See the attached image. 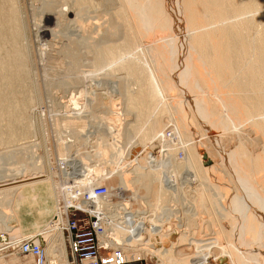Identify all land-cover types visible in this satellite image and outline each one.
Returning a JSON list of instances; mask_svg holds the SVG:
<instances>
[{
  "label": "bare ground",
  "instance_id": "obj_1",
  "mask_svg": "<svg viewBox=\"0 0 264 264\" xmlns=\"http://www.w3.org/2000/svg\"><path fill=\"white\" fill-rule=\"evenodd\" d=\"M20 4V0H0V144L42 132L41 123L31 115L33 92L19 88L30 77L27 23ZM72 4L69 16L83 22L90 33L78 29L61 35L54 30L48 44L51 47L57 37L69 46L73 68L81 71L74 79L84 87L103 74L98 86L103 91L95 92L103 110L94 109L93 114L108 116H96L90 123L77 112L60 125L75 124L68 135L76 144L69 143L68 149L82 172L98 159L94 154L101 155L109 171L103 181L114 180L104 184L106 193L98 195L94 190L101 182L94 185L93 177L82 179L76 173L60 205L54 167L42 138L39 145L45 160L37 158L43 163L40 168V163L20 168L19 160L17 167L7 166L0 176V232L14 231L13 223L29 216L42 219L44 228L52 219L54 234L43 227L31 234L24 226L16 230L42 245L43 259L32 252L5 250L31 256L37 264H69L68 210L74 205L98 216L99 236L106 247L108 240L101 235L111 225L114 231L117 228L116 241L152 242L148 247L170 264H264V0H73ZM50 6L44 9L53 12L56 6ZM57 13L58 22L67 15L63 10ZM111 117L120 121V127L112 123L114 119L109 121ZM96 139L103 140L96 144ZM113 140L126 144L127 154L116 153L124 163H112L110 155L103 158L105 145ZM180 150L182 158L177 155ZM145 181L146 195L141 200L134 188ZM193 183L199 189L187 194L192 195L187 199L183 190ZM84 191L90 196L85 198ZM127 200L146 215L131 216ZM195 200L209 223L218 226L229 252L204 245L190 232ZM124 202L125 208L116 209L111 219ZM224 220L232 230L224 227ZM243 227H248L247 232L239 233ZM43 233L48 247L40 237ZM173 235L177 241H172ZM155 236L169 245L156 246L150 241ZM117 250L122 257H136L123 247L113 252ZM71 254L73 258L72 250Z\"/></svg>",
  "mask_w": 264,
  "mask_h": 264
},
{
  "label": "rangeland",
  "instance_id": "obj_2",
  "mask_svg": "<svg viewBox=\"0 0 264 264\" xmlns=\"http://www.w3.org/2000/svg\"><path fill=\"white\" fill-rule=\"evenodd\" d=\"M20 2H21L20 5L23 7V14L25 16L24 17L25 23H27L26 24V32H27L28 36H26V38H27L26 43L29 46L27 55L30 59L29 65L27 67V72H29V70H30V73H29L30 77L28 79L27 85L21 86L19 88L23 89V91H24V89H27V90H31V92H33L32 94L35 96V100H34L33 105H32L31 115H32V117L34 116V118L37 119L36 120L37 123H39V124L41 123L42 132L43 131L44 132H43V136L41 135L42 132L40 131V133H41L40 134L38 131L37 134L19 139L16 142L4 143L5 145L0 144V176H3L5 174L4 171L7 168L17 167L19 165V160L21 161L20 164L22 165V166L19 165L20 168H23L25 166L30 167V168L32 166L34 168L35 166L37 167V165L39 163L40 164L38 165V168H40V165L43 164L41 162L45 160V153L43 151V146L41 148V146L39 145V144H42L41 141L43 138L44 141L46 142V147H47V151H48V153H47L48 162H51V167H54L53 168V170H54L53 178L55 179L54 182H55L56 186H58L57 191H59L58 196H59V203L61 205V203L64 204V198H65L64 191L66 188H68V186L71 183H73L75 181L74 179L76 177L75 176L76 173H78L80 175V177H82V179L84 178V176L87 178L93 177L94 178V180H93L94 185L99 183V182H101L102 184H105V183H108L109 181L114 180L112 178L107 177V181L106 182L103 181V180H105L103 174L104 173L109 174V171H108V167H106L107 164H105L101 161L102 160L100 157L101 155L94 154L95 157H98V159H95V160L92 159V156L90 157L88 155L87 156L88 159L93 160L92 164L95 163V167H92L93 165L90 164L89 165L90 167H86L87 168V169H85L86 171L83 170V172H82L81 169H83V168H81L80 164L76 163L77 161L74 160L73 154H71L72 150L69 151V149H68L70 147L69 143H72L74 145L76 144L75 139H72V137L70 136L71 134L68 135V132L72 133L74 131L73 129H74L75 124L73 125V123H72L73 127L67 126V125H65V127H64V125H60V124H62L61 123L62 120L69 122L70 120L68 117H71V116L75 117L79 112L81 114L80 115L78 114V116H80L83 120L89 119L88 121L90 123H91V121H94V119H92V118L97 119V117H98L96 115L97 113L93 114L94 113L93 110L95 109L94 111H99V113H100V112H102L103 109L99 105V102L97 101L98 104L96 102L98 97H96L97 95H95V92L96 91L97 92L103 91V90H100L98 88V86L100 85L99 80H101L103 78V74H100V76L97 77L98 80H94L93 82L88 81L86 84H84L85 85V87H84L81 82L77 83L75 80L81 71L73 68L74 62L72 61V58L68 56L69 46L66 45L63 41H61V42L58 41L57 37L52 41L54 43L52 45L53 47L52 46L50 47L48 44L49 34L51 32H53L54 30L59 31V33L61 35H64L65 33L74 32V31L76 33V31L78 29L81 30L80 31L81 33L83 32L82 34L90 33V30L89 29L87 30V28H89V27H86L83 22H76L73 17L69 16L73 12V8H72L73 7L72 6L73 0H48V1L47 0H20ZM69 2H71L72 5L71 4L69 5ZM63 4H64V6H63ZM65 4H67V5H65ZM50 5L54 6V7L56 6L54 8L53 12L52 11H46L44 9V7L46 9H48L49 8L48 6H50ZM68 6H69V8H68ZM44 10H45V12H44ZM57 10L58 11L63 10V12L65 14L67 12V15L62 17V20H60V22H58L59 14L57 13ZM45 14H47V15H45ZM64 19H66V20H64ZM70 25L73 27H71ZM63 26H64V28H63ZM45 43L48 45H44ZM107 69L109 70L110 68H107ZM107 69H106V71H107ZM103 71H105V70H103ZM123 74L124 73H116V75H118V76H124ZM92 87H93V89H92L93 91L91 90ZM82 89H85V90L82 91ZM97 89H99V90H97ZM112 98H113V96L109 97V99H112ZM92 99H93V101H92ZM85 107L87 108V110L85 109ZM82 109H85V110H82ZM87 113H88V115H87ZM89 114L91 115V119L88 118V117H90ZM104 115H102V117L108 116V115H105V116ZM102 117L100 116L98 118H102ZM109 119H110L109 120L110 122H112L114 119V122H112V123L115 124L116 127H120V126H118V124L121 125L119 120L115 121L114 117L113 118L111 117ZM39 120H40V122H39ZM60 126H62V127L60 128ZM60 131H61V133H60ZM169 131H168V134H170ZM98 132L104 133L103 130H98ZM102 133H101V135H103L104 138L107 137L106 136L107 133H105L106 135L102 134ZM61 135L64 136L65 138L63 137V139H62ZM68 136L71 137V139ZM113 138H114V136H112V135L109 136V139H113ZM99 139H96V144H99V142H101L103 140V139H101V141H100ZM107 142L108 141H106V143ZM35 143H36V145H35L36 147L34 146ZM103 143H104V141L101 143V145ZM124 143L125 142H121V144H120V141H118V140L114 141L113 144L119 145V147L115 146L111 143H107L105 146L107 147L106 149L108 151H110V153H108V151H106V149L104 148L103 151H105L104 155L106 157H104V155L102 154L103 158H106V160H107L109 155H110L109 158L112 160V163H114V162L124 163V160L122 161V159H121L122 157H119V155H116L117 151L122 152L121 154H123V155H125L124 153L127 154L126 144H124ZM32 145L34 146L35 149L33 148ZM116 148H117V150H116ZM118 148H120V149H118ZM25 150H27V151H25ZM31 150H33V151H31ZM123 150H125V152ZM33 153H34V156H33ZM84 153L85 152L80 153V155L78 157H82L83 155H85ZM163 155H165V154L163 153ZM177 155H178V157L182 158V157H184V152L182 150H180ZM94 156H93V158H94ZM41 157H42V159H41ZM17 158H18V160H17ZM37 158H39L41 162ZM71 160H73V161L71 162ZM67 161L69 163L71 162L70 163L71 166H70V164H69V166L67 165L68 164ZM22 162L25 164H22ZM73 162H75L77 165L75 163H74L75 164L74 165ZM207 162H208V159H207ZM14 163H17V165L15 164V166H14ZM32 164L35 166H33ZM11 165H13V166H11ZM7 166H9V167H7ZM78 166H79V168H78ZM91 167L94 168V170ZM103 167L104 168L106 167L105 170L103 169ZM100 168H102V169H100ZM97 171L100 173H97ZM101 171L103 173H101ZM65 172H66V174H65ZM89 175H92V176H89ZM145 178H149V176H146ZM162 178L166 179V176H163ZM144 180H146V179H144ZM144 184L147 185L146 181L143 182V184L141 182V184L136 185L139 187L136 188V186H135V188H134V192H135L134 195H137V193L140 192L137 195V197H138V199L140 197L141 200L146 195V191L144 190V187H145ZM195 184H197V185H195ZM192 187H194V188H192ZM186 188H184L183 193H185L184 195L187 196L186 197L187 199H189V197L194 195V193L196 192V191L193 192V190L199 189V185H198V183H193L192 185H188ZM196 188H198V189H196ZM145 189H147V188H145ZM189 190H190V192H189ZM187 194H192V195L190 196ZM196 194H198V193H196ZM139 195H141V196H139ZM108 196H110V194ZM132 196H133V194L130 195V197H132ZM167 197H169V196H167ZM132 198H133L132 200H134V196ZM128 199L130 200V198H128ZM199 200H197L198 202L195 200L197 203H194V201H193V204H195L194 208L196 207V210H194L195 211L194 217L192 215L193 221H192V219L190 220V223H192L191 224L192 226H189L190 232L193 235H195L199 239V241H201L204 245L211 247V248L212 247H215V248L218 247V248H221L223 251L229 252L228 245H227L225 238L220 233H218V232H220L219 228L217 229L218 226L215 225V223L210 224L209 223V217L205 218L204 213L202 212V209H200V207L198 205L201 202V200H200V202H199ZM128 202L129 201L127 200L126 204L128 206L130 205L129 207H127L130 215L132 213H133L132 215L139 214V213H141V214L144 213V215H146L145 210H139L137 207L136 208L139 211L137 209L135 210V207H134L135 205L133 203L131 204L130 202L129 203ZM124 205H125V202L122 204H119L120 207L117 206L115 208V210L111 214V219H113V216L115 215V211L117 212V210H119V208H123ZM131 207L134 208V211H132L133 209ZM164 208H168V206H165ZM197 208H199V209H197ZM113 209L114 208H112V210ZM130 210H131V212H130ZM165 210H167V209H165ZM119 211H121V210H119ZM134 212H136V213H134ZM78 213H80V212L78 211ZM201 213H203V214H201ZM69 216H70V218H72L71 219V221H72L74 218V215L71 214V211H70ZM147 216H148V214H147ZM206 219L208 220L209 224L207 223ZM52 222L53 221L51 219L50 224H47V226H45V228H44V226H42L43 225L42 219H40L39 217L33 218V217L27 216L22 221H19V222L16 221L13 223V225L16 228L14 231H12V232H0V237H5V235H7L11 240H17V239L26 237L28 235H22V236L20 235L19 236L17 234L18 232L16 231L17 229L23 228V226L28 230L29 234L40 231L41 227H43L44 230H49L51 234H54V231H52V225H51ZM84 224L87 227H91L87 223H84ZM223 225H224V227L226 226L225 228L227 230H232V227L230 229V225L227 221L224 220ZM215 226H217V227H215ZM110 227H111V225L110 226L108 225V227H107L108 231L106 230L107 234H105L106 237L104 235L100 234L102 236V239L108 240V247H106L104 245L105 247L102 248V252L104 254L111 253L113 251V249H120V247H123V248L127 249L126 253L130 254L131 252H133V255L136 257L142 258L144 260L145 264H170L171 263L170 261L165 262L164 260H162L161 257L157 256L156 252H153V249L151 247H148L152 242L147 243V245L146 244L140 245V244H136V242L129 244V243L116 241L115 237H114V233L117 230V228L114 231V228L113 227L110 228ZM109 228L113 231H110ZM166 228L164 227V229H166ZM246 228L248 229V227H243L241 230H239V233L247 232ZM125 230H127V229H125ZM125 230H123L122 233ZM216 230H217V232H216ZM15 231H16V233H15ZM166 231H168V230H166ZM126 233H127V231H125L123 234L126 235ZM42 236H40V237L43 239V243H44L45 247H48L49 240L46 239L44 233ZM177 237H178L177 235H173L171 238L172 241H177ZM150 241H154L156 246L161 247V248L163 246L169 245V243L164 245L165 243L158 236L152 237L150 239ZM0 244H2L1 238H0ZM244 244L245 243L243 242V245ZM243 245H241V247ZM67 247H68V255H69L68 256V263L72 264V262H71V258H72L71 249L69 246H67ZM241 247H239V248L242 249ZM242 253H243V255H245V251H242ZM191 254H190V256L195 255L194 251ZM228 256L224 257L226 261L229 260ZM214 257L216 258V256H214ZM215 258H213V259L215 260ZM0 264H37V262L31 256L23 255V254H20L18 252H15V251H9V250L6 251L5 248H1V250H0ZM55 264H57V263H55Z\"/></svg>",
  "mask_w": 264,
  "mask_h": 264
},
{
  "label": "built area",
  "instance_id": "obj_3",
  "mask_svg": "<svg viewBox=\"0 0 264 264\" xmlns=\"http://www.w3.org/2000/svg\"><path fill=\"white\" fill-rule=\"evenodd\" d=\"M106 192L107 187L104 184L96 186L94 190V194L98 195ZM83 196L87 198L90 194L84 191ZM70 211L74 215L72 221V218L69 216ZM98 222H100V219L90 210H82L74 205L69 206L68 229L70 235L69 246L73 253V258H71L72 264H145L144 260L140 257H122L119 250L104 254L102 248L107 245L101 242L98 232L101 229V225ZM84 223L89 224L91 227H87ZM37 235L39 236L40 233H37ZM0 238L2 243L0 245L1 248L14 249L21 253L32 252V254L39 255V258L43 259L42 245L35 243L32 237H23L16 242L11 240L7 235Z\"/></svg>",
  "mask_w": 264,
  "mask_h": 264
}]
</instances>
